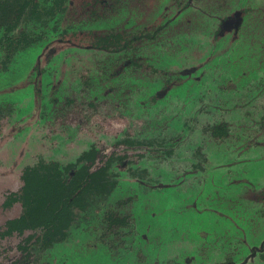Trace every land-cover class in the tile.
<instances>
[{
  "label": "rangeland",
  "instance_id": "374dc122",
  "mask_svg": "<svg viewBox=\"0 0 264 264\" xmlns=\"http://www.w3.org/2000/svg\"><path fill=\"white\" fill-rule=\"evenodd\" d=\"M6 1L0 232L39 160L125 140L129 163L64 240L26 261L14 234L0 264H264V0H40L53 17L13 33Z\"/></svg>",
  "mask_w": 264,
  "mask_h": 264
},
{
  "label": "trees",
  "instance_id": "16d2710c",
  "mask_svg": "<svg viewBox=\"0 0 264 264\" xmlns=\"http://www.w3.org/2000/svg\"><path fill=\"white\" fill-rule=\"evenodd\" d=\"M6 2L15 8V11L12 8L8 10L7 16L11 15L13 20L7 33H13L33 21L48 20L58 7L43 6L36 0ZM5 13L6 9L2 8L0 18ZM6 37L13 46L15 40L8 34ZM117 160L122 158L113 156L99 165L95 152L90 151L66 167L42 159L26 167L22 173V186L9 194L6 202L7 205L21 204L22 213L6 223L5 230L0 232V240L29 232L24 245L19 246L26 261L33 251L48 249L64 240L79 213L87 214L91 209H97L99 203L107 201L113 187L109 170Z\"/></svg>",
  "mask_w": 264,
  "mask_h": 264
},
{
  "label": "flooded vegetation",
  "instance_id": "af4514ba",
  "mask_svg": "<svg viewBox=\"0 0 264 264\" xmlns=\"http://www.w3.org/2000/svg\"><path fill=\"white\" fill-rule=\"evenodd\" d=\"M39 4H41L40 3V0H36ZM9 55H11V54H9ZM10 58V57H9ZM7 59H8V57H7ZM130 144V143H129ZM128 144V145H129ZM117 146L119 147V148H122V151H120V152H109V153H106V152H102L101 153V155H99V151H98V148H92L91 150H89V151H87V152H90V151H93V152H95V154H96V158H97V161H98V164L99 165H101V163L100 162H102V161H106V160H108V158L110 159V157H121L122 158V160H120V161H116V163L115 164H113L111 167H110V170H109V174H110V177H111V179H112V183H113V187H112V190H110V194L112 193V191L115 189V185H116V180H115V178L113 179L112 177V169H114V167L116 166V167H124L127 163H129V161H128V150H127V141H120L118 144H117ZM87 152H85V153H87ZM84 153V154H85ZM83 154V155H84ZM80 159V158H79ZM43 160V159H42ZM78 161V160H77ZM49 163V162H48ZM75 164V163H74ZM72 165V164H71ZM68 166V165H67ZM66 167V166H65ZM17 192V191H16ZM110 196V195H109ZM108 200V199H107ZM107 203V201L104 203V204H106ZM14 204V203H13ZM12 204V205H13ZM19 204V203H18ZM21 205V204H20Z\"/></svg>",
  "mask_w": 264,
  "mask_h": 264
}]
</instances>
